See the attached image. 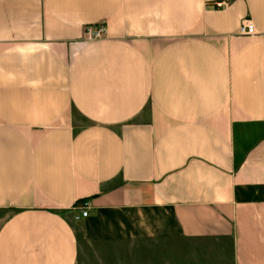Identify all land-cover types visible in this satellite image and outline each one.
<instances>
[{
  "label": "crops",
  "instance_id": "0c3cea01",
  "mask_svg": "<svg viewBox=\"0 0 264 264\" xmlns=\"http://www.w3.org/2000/svg\"><path fill=\"white\" fill-rule=\"evenodd\" d=\"M134 212L264 264V0H0V264Z\"/></svg>",
  "mask_w": 264,
  "mask_h": 264
},
{
  "label": "rangeland",
  "instance_id": "374dc122",
  "mask_svg": "<svg viewBox=\"0 0 264 264\" xmlns=\"http://www.w3.org/2000/svg\"><path fill=\"white\" fill-rule=\"evenodd\" d=\"M164 215L134 212L104 222L96 238L82 240L77 264H226L224 239L186 238Z\"/></svg>",
  "mask_w": 264,
  "mask_h": 264
},
{
  "label": "built area",
  "instance_id": "2783aa9c",
  "mask_svg": "<svg viewBox=\"0 0 264 264\" xmlns=\"http://www.w3.org/2000/svg\"><path fill=\"white\" fill-rule=\"evenodd\" d=\"M240 34L247 36H254L257 33L256 26H254L253 22L249 18H245L242 20L240 25ZM87 37L91 40H96L98 38H103L106 35L105 24L103 22L95 23V25H90L86 28ZM81 211V216L86 217L88 214L89 203H84L79 208ZM80 215H76L75 218L78 219Z\"/></svg>",
  "mask_w": 264,
  "mask_h": 264
}]
</instances>
